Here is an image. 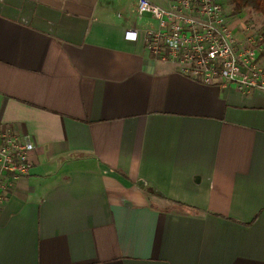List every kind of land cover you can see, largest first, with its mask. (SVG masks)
<instances>
[{"label":"crops","instance_id":"obj_1","mask_svg":"<svg viewBox=\"0 0 264 264\" xmlns=\"http://www.w3.org/2000/svg\"><path fill=\"white\" fill-rule=\"evenodd\" d=\"M149 28L136 0H0V124L35 145L0 264H264V91L154 61Z\"/></svg>","mask_w":264,"mask_h":264},{"label":"built area","instance_id":"obj_2","mask_svg":"<svg viewBox=\"0 0 264 264\" xmlns=\"http://www.w3.org/2000/svg\"><path fill=\"white\" fill-rule=\"evenodd\" d=\"M226 8L219 0H170L166 8L136 0L137 15L156 22L155 29L143 31L145 51L202 84L233 86L243 93L264 91L262 29L250 19H238L237 35L227 19L232 8ZM125 38L135 41L137 31H127ZM34 148L30 135L0 124V203L14 193L18 180L30 175Z\"/></svg>","mask_w":264,"mask_h":264},{"label":"trees","instance_id":"obj_3","mask_svg":"<svg viewBox=\"0 0 264 264\" xmlns=\"http://www.w3.org/2000/svg\"><path fill=\"white\" fill-rule=\"evenodd\" d=\"M222 3L232 8V15H238L247 10L252 13L254 18L260 16L262 23H257L259 24L258 27L262 29L264 38V0H223Z\"/></svg>","mask_w":264,"mask_h":264},{"label":"rangeland","instance_id":"obj_4","mask_svg":"<svg viewBox=\"0 0 264 264\" xmlns=\"http://www.w3.org/2000/svg\"><path fill=\"white\" fill-rule=\"evenodd\" d=\"M219 1L221 2V1H223V0H219ZM245 11H247V10H245ZM245 11H242V12L244 13ZM248 12H249V11H248ZM249 13H250V12H249ZM253 19H254V18H253ZM254 21H256L255 24H256L257 22H260V24L262 23V19H261L260 16H255ZM257 24H258V23H257ZM257 24H256V25H257ZM258 25H259V24H258ZM258 25H257V26H258Z\"/></svg>","mask_w":264,"mask_h":264}]
</instances>
